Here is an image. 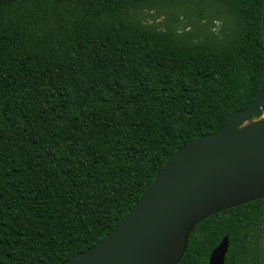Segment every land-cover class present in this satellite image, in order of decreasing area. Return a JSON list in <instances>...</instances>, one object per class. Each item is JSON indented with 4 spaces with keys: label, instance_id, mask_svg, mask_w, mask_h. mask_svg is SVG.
Masks as SVG:
<instances>
[{
    "label": "trees",
    "instance_id": "trees-1",
    "mask_svg": "<svg viewBox=\"0 0 264 264\" xmlns=\"http://www.w3.org/2000/svg\"><path fill=\"white\" fill-rule=\"evenodd\" d=\"M263 8L0 0V264H63L95 246L174 154L249 107ZM227 236L225 264H264V199L200 223L180 264H209Z\"/></svg>",
    "mask_w": 264,
    "mask_h": 264
},
{
    "label": "water",
    "instance_id": "water-1",
    "mask_svg": "<svg viewBox=\"0 0 264 264\" xmlns=\"http://www.w3.org/2000/svg\"><path fill=\"white\" fill-rule=\"evenodd\" d=\"M263 105L264 79L249 107L182 147L109 235L63 264H180L200 223L264 199ZM229 247L227 236L209 264H225Z\"/></svg>",
    "mask_w": 264,
    "mask_h": 264
},
{
    "label": "rangeland",
    "instance_id": "rangeland-1",
    "mask_svg": "<svg viewBox=\"0 0 264 264\" xmlns=\"http://www.w3.org/2000/svg\"><path fill=\"white\" fill-rule=\"evenodd\" d=\"M180 16H182V15H180ZM164 19V17H162L161 19H159V21H162Z\"/></svg>",
    "mask_w": 264,
    "mask_h": 264
}]
</instances>
